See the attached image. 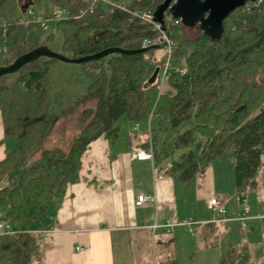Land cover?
Instances as JSON below:
<instances>
[{
	"label": "trees",
	"instance_id": "1",
	"mask_svg": "<svg viewBox=\"0 0 264 264\" xmlns=\"http://www.w3.org/2000/svg\"><path fill=\"white\" fill-rule=\"evenodd\" d=\"M39 1L28 0L26 7L22 0H0V68L43 46V27L24 23L18 17L20 7L26 10ZM113 1L126 3L132 10L154 11L165 0ZM50 2L56 14L65 12L56 26L63 35L68 58L79 59L108 49L141 50L145 41L159 36L151 25L131 21L129 13L110 10L92 0ZM176 20L166 16L165 31L173 43V69L162 88L159 81H149L157 69H162L167 59L165 49L162 56L159 53L163 49L149 48L82 64L91 85L88 94L76 103L98 99L94 109L83 113L82 119L91 118L90 122L68 153L48 152L45 165L25 168L16 186L0 189V222L20 226L16 235L0 234V263L32 264L39 256L37 236L27 223L40 217L50 201L77 181L81 159L93 141L102 136L111 140L118 137L119 121L124 116L132 122L150 123L156 117L160 126L167 121L171 129L193 119H211V123L197 124L163 148H159L151 129L155 161L169 160L181 147H194L181 157L177 167H171L172 171L180 170L181 179L189 183L207 163L232 151L240 203L256 187L264 157V0L249 2L233 12L219 37L200 30L196 38L188 39L183 23L176 24ZM57 62L41 58L17 72L12 83L1 84L0 80L5 137L18 142V148L6 149L0 161V182L55 129L58 117L49 111L46 86ZM61 98L59 95V106ZM197 135L204 140H198ZM149 146L147 134L142 147ZM30 208L35 210L34 216L29 214ZM248 262V254L242 252L231 254L221 264Z\"/></svg>",
	"mask_w": 264,
	"mask_h": 264
},
{
	"label": "crops",
	"instance_id": "2",
	"mask_svg": "<svg viewBox=\"0 0 264 264\" xmlns=\"http://www.w3.org/2000/svg\"><path fill=\"white\" fill-rule=\"evenodd\" d=\"M136 133H120L115 140L102 136L89 145L77 181L47 204L45 220L31 221L39 222L34 231L39 256L32 264H184L201 242L206 244L203 253L213 251L211 264L242 252L248 254V264H264V157L256 187L243 205L232 157L207 163L185 183L169 160L134 158L147 138ZM4 139L0 114V161L5 157ZM141 195L151 200L136 206ZM214 196L227 199L223 220L208 205ZM245 207L249 219L243 230L238 217ZM181 221L195 222L193 232L185 226H175L172 232L161 227ZM214 239L220 250L208 243Z\"/></svg>",
	"mask_w": 264,
	"mask_h": 264
},
{
	"label": "rangeland",
	"instance_id": "3",
	"mask_svg": "<svg viewBox=\"0 0 264 264\" xmlns=\"http://www.w3.org/2000/svg\"><path fill=\"white\" fill-rule=\"evenodd\" d=\"M21 4L23 6H28V0H22ZM126 4V3H123ZM58 15V18L65 16V13L58 12L51 4L50 0H40L35 5H30L26 10L22 7L19 8L18 17L24 23H37L42 24L46 23V27L42 28L41 34V44L45 47H48L56 54H65L67 57H70V54L65 53L63 50V35L56 26L55 17ZM167 18L172 17L169 12L166 13ZM184 25V24H183ZM184 30L186 37L188 39L196 38L200 33V28L197 26L188 27L184 25ZM165 53V50H160L159 55L162 56ZM15 74H9L4 76L1 79V84L12 83L15 80ZM264 81V72L262 78ZM91 85V80L88 76V72L85 70L83 65L70 64L65 62H57L49 76L48 83L46 86V94L49 104V111L52 115L58 117L56 126L51 135H49L41 145H39L32 152L28 153L25 162L22 164L21 161H18L12 171L7 175V177L0 182V189L4 187L12 188L18 184L19 177L21 172L25 168H29L35 165H45L47 160L48 152H61L68 153L71 144L79 137L82 129L85 124L90 122V119H82L83 113L86 110L94 109L96 107L97 98H91L85 102L76 101L83 98L88 94L89 88ZM59 95L61 98V105L59 106ZM211 119H193L178 128L171 129L169 122H164L162 126L159 125V119L154 117L151 120H141L132 122L126 116L122 117L119 121L122 124L121 132L133 133L138 132L140 137H144L149 132V128L152 129V134L157 138V143L159 148H163L171 144L174 139L179 135L183 134L185 131L201 123H211ZM141 129L137 131L136 127ZM119 133V134H120ZM198 140L202 141L200 135L196 137ZM3 146L8 150H13L18 148L17 139L14 137H5L2 142ZM194 147H181L176 150L169 158V163L174 166H178L180 159L184 154H187L189 151L193 150ZM232 151L227 153V157H232ZM248 204V203H247ZM246 204V205H247ZM243 205H245L243 203ZM248 206V205H247ZM243 209V208H242ZM35 210L33 208L29 209V214L34 216ZM46 214L43 213L39 222L46 219ZM27 223V226L33 232L39 227L38 223ZM15 229H18L19 225H13ZM35 233V232H34ZM0 234H3L0 232ZM215 239L208 242L214 244ZM221 245H215L213 250H220ZM206 250V244H200L198 251L193 254H189L188 260L184 264H211L212 260L210 259L213 256V251L209 253H203ZM238 253L235 254V256ZM207 257V258H206ZM228 258V255H225ZM0 264H7L5 262ZM161 264H173L171 260L169 262ZM213 264V263H212ZM231 264V263H228Z\"/></svg>",
	"mask_w": 264,
	"mask_h": 264
},
{
	"label": "water",
	"instance_id": "4",
	"mask_svg": "<svg viewBox=\"0 0 264 264\" xmlns=\"http://www.w3.org/2000/svg\"><path fill=\"white\" fill-rule=\"evenodd\" d=\"M259 0H165L154 13L155 22L166 29V13L180 20L188 27L197 26L206 35L219 37L224 32V23L236 10L245 7L249 2L256 3ZM166 44L142 48L141 50L108 49L99 54L86 56L79 59L68 58L56 54L48 47L42 46L17 59L12 65L0 68V80L9 74H16L26 65L41 58L55 59L60 62L82 65L98 61L113 54L132 55L147 51L149 48L165 49ZM160 69H157L150 79V84L157 81Z\"/></svg>",
	"mask_w": 264,
	"mask_h": 264
},
{
	"label": "built area",
	"instance_id": "5",
	"mask_svg": "<svg viewBox=\"0 0 264 264\" xmlns=\"http://www.w3.org/2000/svg\"><path fill=\"white\" fill-rule=\"evenodd\" d=\"M94 4H102L105 6H109L112 9H120L122 11H125L130 14L131 16V21L137 20L142 24H149L153 27L155 31L159 33V36L154 40V41H145L143 43V48H148L152 46H160L163 44H166L165 50L167 53V59L164 62L162 69H160V73L158 75L157 81L160 82V88H162L166 82V80L171 76V71L173 69L172 62H171V54L173 50V43L170 40L168 34L166 33L165 29L158 23L155 22L154 18V13L155 10H132L126 7L125 4L123 3H116L113 0H92ZM93 7H91L90 11L93 12ZM65 13V12H63ZM59 16L55 17L56 23L59 21L60 18ZM166 21V17H165ZM180 20H176V24H178ZM42 27H46V23L41 24ZM182 74H184V70H180ZM136 130L139 131V127H136ZM149 142L150 146L149 148H136L134 151V158L140 161H145L149 160L154 162L155 160V155H154V150L152 146V134H151V129L149 128ZM159 180H162L163 177L159 176ZM151 200L150 197L141 195L138 197L136 201V206H143L147 202ZM208 205L210 209L216 213L218 216H220L223 219H225L227 213H228V208H227V199L224 196H214L212 197ZM249 219V208L245 207L243 211L241 212L240 216L238 217V221L241 223L242 229L246 230L247 229V221ZM196 223L193 221H181L175 225L173 224H164L161 227L164 228L166 231L172 232L174 230L175 226H185L190 229V232H193L192 227ZM0 232L3 234H11V235H16L18 233V230H16L11 223L8 222H0ZM80 250V248H79Z\"/></svg>",
	"mask_w": 264,
	"mask_h": 264
}]
</instances>
